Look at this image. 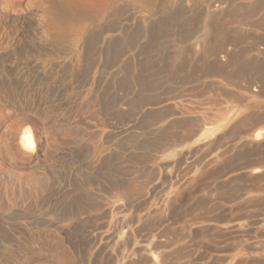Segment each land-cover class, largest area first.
<instances>
[{
  "label": "rangeland",
  "instance_id": "374dc122",
  "mask_svg": "<svg viewBox=\"0 0 264 264\" xmlns=\"http://www.w3.org/2000/svg\"><path fill=\"white\" fill-rule=\"evenodd\" d=\"M153 1L0 0V264H264V0Z\"/></svg>",
  "mask_w": 264,
  "mask_h": 264
},
{
  "label": "bare ground",
  "instance_id": "6f19581e",
  "mask_svg": "<svg viewBox=\"0 0 264 264\" xmlns=\"http://www.w3.org/2000/svg\"><path fill=\"white\" fill-rule=\"evenodd\" d=\"M136 1H138V2H141V3H146V2H148V0H136ZM150 1V0H149ZM153 1V0H152ZM154 2V1H153ZM149 3H151V2H149ZM151 4H153V3H151ZM72 12V11H71ZM66 14V13H65ZM75 14V13H74ZM69 17V16H68ZM81 17V16H80ZM70 18V17H69ZM68 18V19H69ZM70 19H72L71 21H67V16H66V18L65 19H63V20H60V22L58 23V26H57V28L56 29H54L55 31L54 32H52V33H54V35L55 36H57V37H64V36H67V35H75V36H78V33H79V21H78V17L76 16V15H74V17L73 18H70ZM52 30V29H51ZM79 35H81V34H79ZM74 36V37H75ZM60 40V39H59ZM72 42H74V41H72ZM264 130V129H263ZM252 136V135H251ZM258 137L260 138V137H264V133L262 132V133H260V134H258L257 136H256V139H258ZM254 138V137H253ZM252 141H254V140H251V142ZM248 142H249V140H248ZM258 142V141H257ZM258 166V165H257ZM262 168V167H261ZM254 172V171H253ZM261 172V171H260ZM255 173H257V172H255ZM253 174V173H252ZM251 174V175H252ZM259 193V192H258ZM258 196V195H257ZM254 198V197H253ZM158 241V240H157ZM152 249V248H151ZM149 250V249H148ZM158 250V249H157ZM155 251V250H154ZM150 253V252H149ZM161 253H163V251L162 252H160V253H157V254H161ZM157 254H155V255H157ZM150 255H152V252L150 253ZM166 255H167V253H166ZM161 256V255H160ZM162 257H164L163 255L161 256V258L160 259H162V260H164L165 259V257H164V259L162 258ZM152 258V261H151V264H161L162 262H160V260L157 258V257H154V256H152L151 257ZM161 260V261H162Z\"/></svg>",
  "mask_w": 264,
  "mask_h": 264
}]
</instances>
